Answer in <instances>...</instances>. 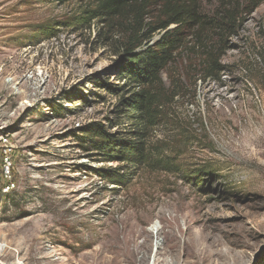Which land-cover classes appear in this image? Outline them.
Wrapping results in <instances>:
<instances>
[{
	"label": "rangeland",
	"instance_id": "obj_1",
	"mask_svg": "<svg viewBox=\"0 0 264 264\" xmlns=\"http://www.w3.org/2000/svg\"><path fill=\"white\" fill-rule=\"evenodd\" d=\"M89 1L0 0V264H137L138 231L144 264H263L264 0L201 2L206 21L240 17L229 33L200 31L220 42L223 71L190 86L201 50L185 29L161 78L177 71L188 94L144 134L141 166L84 143L137 130L113 42L97 21L74 24Z\"/></svg>",
	"mask_w": 264,
	"mask_h": 264
},
{
	"label": "trees",
	"instance_id": "obj_2",
	"mask_svg": "<svg viewBox=\"0 0 264 264\" xmlns=\"http://www.w3.org/2000/svg\"><path fill=\"white\" fill-rule=\"evenodd\" d=\"M203 0H90L81 12L73 18L76 26L89 28L93 21L102 24L104 37L113 42L114 53L120 56V71L125 79L124 88H130V95L123 101L129 107L126 118L136 127L134 141L114 140L109 135L95 129L87 134L84 143L99 152L113 151L119 159L141 166L147 155L141 140L144 134L157 126L163 109L176 100L183 99L189 86L181 81V75L169 73V85L165 86L161 74L174 63L184 44L182 33L193 30L196 44L200 46L199 61L190 64L191 87L206 79L217 80L221 74V46L218 41L209 43L200 31L206 25H214L219 32L234 29L239 14L234 7L224 11L219 19L206 21L201 14ZM263 0H250L247 5L255 9ZM174 26L172 29H169ZM233 32V31H232ZM156 33L160 38L151 43ZM196 77V78H195ZM189 78V77H188ZM190 79V78H189ZM190 82V81H188ZM123 88V89H124ZM194 92V90H193ZM194 96V93H193ZM118 143L122 148L115 149ZM202 170L191 172L188 180L192 186L203 189ZM112 175L109 182L121 183L122 177Z\"/></svg>",
	"mask_w": 264,
	"mask_h": 264
},
{
	"label": "bare ground",
	"instance_id": "obj_3",
	"mask_svg": "<svg viewBox=\"0 0 264 264\" xmlns=\"http://www.w3.org/2000/svg\"><path fill=\"white\" fill-rule=\"evenodd\" d=\"M139 235H143L145 240L141 243V245H137L136 246V250L133 252L134 258L133 261L137 264H144V262L146 261L148 252H149V245H148V239H149V235H147L145 232L142 231H138ZM2 248V245H0V250ZM137 252V253H136ZM139 252V253H138ZM228 259V258H227ZM15 264H22L19 260H17V262ZM210 264V263H209Z\"/></svg>",
	"mask_w": 264,
	"mask_h": 264
},
{
	"label": "built area",
	"instance_id": "obj_4",
	"mask_svg": "<svg viewBox=\"0 0 264 264\" xmlns=\"http://www.w3.org/2000/svg\"><path fill=\"white\" fill-rule=\"evenodd\" d=\"M5 168H6V170L9 169V162L7 160H5Z\"/></svg>",
	"mask_w": 264,
	"mask_h": 264
},
{
	"label": "water",
	"instance_id": "obj_5",
	"mask_svg": "<svg viewBox=\"0 0 264 264\" xmlns=\"http://www.w3.org/2000/svg\"><path fill=\"white\" fill-rule=\"evenodd\" d=\"M264 264V263H263Z\"/></svg>",
	"mask_w": 264,
	"mask_h": 264
}]
</instances>
